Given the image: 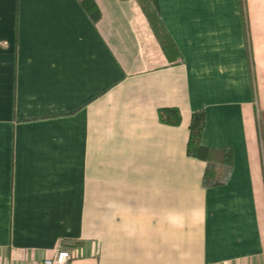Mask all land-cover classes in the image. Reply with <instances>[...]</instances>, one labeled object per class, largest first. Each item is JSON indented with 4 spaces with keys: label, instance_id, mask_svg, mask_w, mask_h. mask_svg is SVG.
Here are the masks:
<instances>
[{
    "label": "crops",
    "instance_id": "1",
    "mask_svg": "<svg viewBox=\"0 0 264 264\" xmlns=\"http://www.w3.org/2000/svg\"><path fill=\"white\" fill-rule=\"evenodd\" d=\"M93 1L0 0V264H264V0Z\"/></svg>",
    "mask_w": 264,
    "mask_h": 264
},
{
    "label": "trees",
    "instance_id": "2",
    "mask_svg": "<svg viewBox=\"0 0 264 264\" xmlns=\"http://www.w3.org/2000/svg\"><path fill=\"white\" fill-rule=\"evenodd\" d=\"M78 1L93 20L98 19L100 13L93 0ZM137 2L147 17L163 51L168 55H171L173 51L177 54L173 42L151 0H137ZM158 118L162 123L168 125H179L181 123V114L176 107L160 108L158 110ZM205 121L206 116L203 109L194 111L191 114L186 151L188 156L206 161L207 165L203 176V185L209 187L221 185L227 181L232 168L233 152L230 147L214 150L201 144Z\"/></svg>",
    "mask_w": 264,
    "mask_h": 264
},
{
    "label": "built area",
    "instance_id": "3",
    "mask_svg": "<svg viewBox=\"0 0 264 264\" xmlns=\"http://www.w3.org/2000/svg\"><path fill=\"white\" fill-rule=\"evenodd\" d=\"M71 258V253L68 249L60 245L52 256L45 257L33 264H67Z\"/></svg>",
    "mask_w": 264,
    "mask_h": 264
}]
</instances>
